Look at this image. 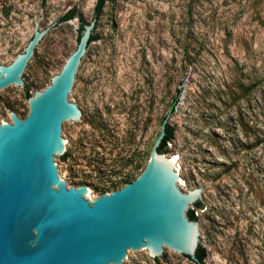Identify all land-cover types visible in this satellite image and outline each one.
<instances>
[{"label":"rangeland","instance_id":"rangeland-1","mask_svg":"<svg viewBox=\"0 0 264 264\" xmlns=\"http://www.w3.org/2000/svg\"><path fill=\"white\" fill-rule=\"evenodd\" d=\"M96 2L0 0V65L37 24L57 22L28 72L30 92L0 96V123L9 111L24 118L28 97L74 51L80 21L58 20L75 9L89 22ZM96 33L71 97L86 124L65 126L73 154L60 159L65 183L90 186L96 198L133 181L176 100L166 157L178 158L181 191L207 199L193 208L204 264H264V0H105ZM121 141L130 144L127 164ZM166 250L162 262L131 254L127 264H193Z\"/></svg>","mask_w":264,"mask_h":264},{"label":"water","instance_id":"water-1","mask_svg":"<svg viewBox=\"0 0 264 264\" xmlns=\"http://www.w3.org/2000/svg\"><path fill=\"white\" fill-rule=\"evenodd\" d=\"M56 23L44 29L37 24L23 51L0 65V96L30 92L28 72ZM95 25V15L82 24L59 73L28 97L27 115L9 111V121L0 123V264H127L131 254L162 262L166 249L198 263L196 250L206 251L207 239L187 212L207 199L198 189L182 192L180 166L157 150L176 100L133 181L96 198L90 186L64 181L60 159L73 155L65 126L86 124L71 97L93 46Z\"/></svg>","mask_w":264,"mask_h":264},{"label":"trees","instance_id":"trees-1","mask_svg":"<svg viewBox=\"0 0 264 264\" xmlns=\"http://www.w3.org/2000/svg\"><path fill=\"white\" fill-rule=\"evenodd\" d=\"M104 3H105V0H97L96 2V5H95V18H96V21L98 19V17L100 16L101 14V11L104 7ZM78 19L80 21V29L79 31L81 30L82 28V24L86 23L82 17V15L77 12L75 9H71L69 11L66 12V14H64L59 20L58 22L61 23V22H65V21H69V20H72V19ZM98 38L95 34H93L89 40V43L93 42V41H96ZM179 93V91L177 92ZM172 137H173V131L172 129L170 128L169 124L166 125L165 127V136L164 138L162 139L161 141V144L159 146V148L157 149L159 153H165L167 154V143L169 141L172 140ZM65 156H62V159H64ZM195 207H200L199 203H196L194 204ZM187 216H188V219L189 220H192V221H195L196 220V217L194 215V212L193 210H189L187 212ZM186 259H188L189 261H191L187 256H184ZM196 258L198 259V263H194L192 262L193 264H204V260L206 258V255H205V251L203 248L201 247H198L197 250H196ZM157 260V259H155Z\"/></svg>","mask_w":264,"mask_h":264},{"label":"flooded vegetation","instance_id":"flooded-vegetation-1","mask_svg":"<svg viewBox=\"0 0 264 264\" xmlns=\"http://www.w3.org/2000/svg\"><path fill=\"white\" fill-rule=\"evenodd\" d=\"M78 107V106H77ZM81 116H82V113H81ZM136 143H138V138L136 139ZM118 151H119V153L120 154H122V155H127V160H126V164H127V162H129L128 161V159L130 158V153H131V151H130V144H129V142H120L118 145ZM135 147L137 148V145H135ZM133 151H135V148H134V150ZM137 152H138V149H137Z\"/></svg>","mask_w":264,"mask_h":264},{"label":"bare ground","instance_id":"bare-ground-1","mask_svg":"<svg viewBox=\"0 0 264 264\" xmlns=\"http://www.w3.org/2000/svg\"><path fill=\"white\" fill-rule=\"evenodd\" d=\"M170 159H171V161H173L176 164L178 158H177V156H172Z\"/></svg>","mask_w":264,"mask_h":264}]
</instances>
